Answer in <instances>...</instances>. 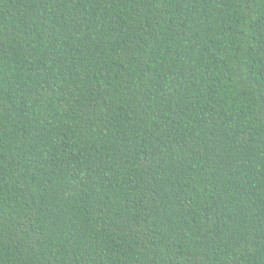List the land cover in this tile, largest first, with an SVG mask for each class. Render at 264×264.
<instances>
[{"label":"trees","instance_id":"trees-1","mask_svg":"<svg viewBox=\"0 0 264 264\" xmlns=\"http://www.w3.org/2000/svg\"><path fill=\"white\" fill-rule=\"evenodd\" d=\"M0 264H264V0H0Z\"/></svg>","mask_w":264,"mask_h":264}]
</instances>
